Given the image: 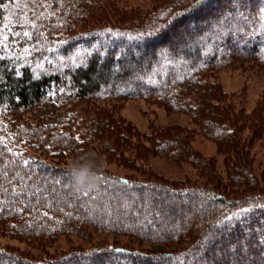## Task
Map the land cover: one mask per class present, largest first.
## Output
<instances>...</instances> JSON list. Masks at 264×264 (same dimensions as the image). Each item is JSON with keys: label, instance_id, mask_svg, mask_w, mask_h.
<instances>
[{"label": "trees", "instance_id": "obj_1", "mask_svg": "<svg viewBox=\"0 0 264 264\" xmlns=\"http://www.w3.org/2000/svg\"><path fill=\"white\" fill-rule=\"evenodd\" d=\"M56 1H60L58 13L64 17L87 0ZM13 2L0 0V22L6 17L7 5ZM28 3L24 0L22 7ZM182 9L163 17L155 15L146 24L132 22L109 31L91 29L71 37L84 40L81 48H73L74 58L69 51L75 42L60 41L57 50L51 49L54 44L46 35L51 34L52 23L41 30L30 25L33 35L29 36L21 28L27 30L20 23L25 20L23 16L12 26L6 41L0 34V234L8 231L19 240L43 243L56 234L77 232L75 224L84 223L89 229L143 242L183 244L181 249L148 253L151 255L126 248L71 251L30 260L0 247V264H80L82 260L88 264H264V201L240 195L231 199L219 192V176L210 162L203 165L213 180L214 188L210 189L191 188L153 175L137 182L105 170L95 191L77 192L72 187L64 158L75 160L80 156L78 150L97 148L105 137L116 151L136 149V158L128 160L132 164L145 161L151 154H191L188 143L194 130L163 126L153 128L147 136L132 130L129 123L110 119L107 124L109 119L103 118L94 119L95 126L92 124L78 139L76 132L57 125L59 121L29 124V119L20 117L51 93L60 98V106L111 94L115 98L161 97L165 104L159 105L170 109L172 102H183L185 94L196 104L192 118L201 131L221 141L224 152L240 151V142L230 128L235 116L229 111V103H223L224 92L216 84L205 87V80L208 72L236 58L264 64V0H201L200 4L194 0ZM186 22L188 30L182 26ZM171 29L185 37L179 46L170 39ZM99 42L105 49H99ZM131 47L139 51L138 61L132 59ZM53 53L63 56L59 65L53 64L55 70L39 73L29 63H46ZM114 60L125 63L118 72L113 71ZM263 106L264 98L261 108L255 110L259 112L254 118L258 128L264 125ZM130 135L135 137L132 145ZM107 156L108 160L115 158L110 153ZM228 172L230 181L252 192L255 176L244 161L232 165Z\"/></svg>", "mask_w": 264, "mask_h": 264}, {"label": "rangeland", "instance_id": "obj_2", "mask_svg": "<svg viewBox=\"0 0 264 264\" xmlns=\"http://www.w3.org/2000/svg\"><path fill=\"white\" fill-rule=\"evenodd\" d=\"M23 1L14 0L12 4L7 5L6 17L0 22V34L3 35L1 39L6 41L12 26L15 25V22L21 20L23 16H25V20L20 23L24 24L27 30H24L22 25L21 28L29 36L33 35L30 25L34 30H41L43 28L46 29L47 25L52 23L51 34L46 35V39L51 36L50 42L54 44L51 49L57 50L58 46L56 44L60 41H66L70 44L75 42L69 51L70 58H74V54L71 53L73 48H81L84 40L81 37L76 38L77 41L75 39L71 40V37L87 33L91 29L109 31L111 29H121V27L125 28L132 22H139V25L141 23L146 24L155 15L163 17L167 12H169L168 15H171L182 8L185 9L187 4L194 0H183V2H179L182 0H87L74 12H71L73 14H65L64 17H60L58 13L59 7H62L61 5L59 6L60 1L55 0L53 4V0H29V3L22 7ZM35 10H37L36 13ZM64 10L67 11L66 6ZM33 14L34 16H32ZM233 16H236V14ZM50 18L51 22L49 21ZM187 23L189 24V22H186L185 25H182L184 29L188 27ZM190 23L193 24V22ZM195 24L198 25V22L195 21ZM186 30L188 29L186 28ZM169 32H171L170 39H173V45L179 46L181 40L185 38L183 34L180 36V31L177 33L173 29ZM190 33H192L191 35L194 34V32ZM9 44L5 42L6 46ZM98 46L99 49H105L100 42ZM130 50L132 59L138 61L140 58L139 51L132 47ZM62 57L53 53L46 60V63L32 60H29V63H31L35 71L38 70L39 73H45L55 70L53 64L59 65L62 62ZM229 61L230 63H223L220 67L207 73L208 78L205 80L207 82L205 87L209 84L211 86L216 84L224 92L223 103H229V111L235 116L233 119L234 124H231L230 128L233 129V137L237 138L238 143L240 142L241 150L237 153L224 152L221 141L217 142L213 136L210 138L201 131L199 125L192 118L196 104L190 101L191 98L185 97V94L182 97L180 96L183 102L179 103V105L172 102L170 109V106L159 105V102L165 104L161 101V97L115 98L111 94L105 95L104 98L77 102L71 106L70 104L60 106V98L51 93L39 105L30 111L24 112L22 115L20 114V117L24 121L29 119L27 121L29 124L32 121L41 120V122L52 124L59 121L57 125L67 126L68 129L78 134V139H81L82 134L87 133L86 131L91 128L92 124L95 126L94 119L103 120V118L109 119L108 122L105 120L107 124H110V119L116 122L129 123L132 130L139 131L147 136L153 128L163 126H179L194 130V136L189 139L188 143L191 154L186 152L179 157L151 154L145 161L138 160L129 164L128 160L136 158L137 150L131 148L129 151H120L118 149L116 151V149H112V146H114L113 142L106 143L104 141L108 137L101 139L103 142L101 141L97 148H86L87 150H84V153L78 150L77 153L80 156L87 153H97L106 162L105 171L112 176L143 182L150 175H153L154 177L159 176L161 180L186 183L191 188L196 186L197 188L210 189L213 187L211 185L213 180L208 176V169L203 166L210 162L209 166L213 167L219 176V192L228 195L231 199L240 195L252 198L255 201H260V199L264 201V125L258 128L254 124V118L259 113L255 112V110L258 111L261 108V101L264 98V64L259 63L258 60H241L240 58ZM48 64L53 66L49 67L50 65ZM123 64H125L123 60L122 62L114 60L112 64L113 71L118 72L124 66ZM176 89L173 91H176ZM185 93L187 95L190 94L188 92ZM70 116H73V119ZM134 142L135 137L130 135V145ZM108 153L115 158L108 160ZM64 160L63 162L69 165L72 158L68 156ZM242 161L245 162L248 171L255 176L256 180L250 194L243 189L242 184H237L233 180L230 181L229 178V168L232 169V165L237 166ZM246 190H249V188ZM74 227L77 232L73 230L68 233L56 234L53 238L45 240L43 243L25 242L6 231L4 235L0 234V247L17 251V253L26 256V259L43 260L71 251L108 250L109 252L110 250V252H114L123 250L122 248L143 254L168 253L181 249L183 245L179 243L143 242L137 238L115 234L111 231L89 229L84 227V223H77ZM80 264H88V262L87 260H82ZM139 264H141V261Z\"/></svg>", "mask_w": 264, "mask_h": 264}, {"label": "clouds", "instance_id": "obj_3", "mask_svg": "<svg viewBox=\"0 0 264 264\" xmlns=\"http://www.w3.org/2000/svg\"><path fill=\"white\" fill-rule=\"evenodd\" d=\"M105 160L95 153H87L68 165L72 187L77 192L95 191L103 181Z\"/></svg>", "mask_w": 264, "mask_h": 264}, {"label": "snow or ice", "instance_id": "obj_4", "mask_svg": "<svg viewBox=\"0 0 264 264\" xmlns=\"http://www.w3.org/2000/svg\"><path fill=\"white\" fill-rule=\"evenodd\" d=\"M201 0H197V4H200ZM244 211H247V209H245Z\"/></svg>", "mask_w": 264, "mask_h": 264}]
</instances>
